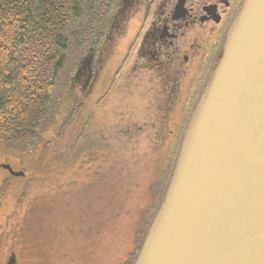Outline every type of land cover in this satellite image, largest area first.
I'll use <instances>...</instances> for the list:
<instances>
[{
	"label": "trees",
	"instance_id": "16d2710c",
	"mask_svg": "<svg viewBox=\"0 0 264 264\" xmlns=\"http://www.w3.org/2000/svg\"><path fill=\"white\" fill-rule=\"evenodd\" d=\"M115 2L116 0H0L1 159L9 153L7 148L25 141L27 142L21 152L29 155L38 134L41 140L37 146L41 148L50 129L59 123H65V116L73 106L68 104L72 99L71 76L92 53L97 43L104 39ZM70 114L71 112L69 117ZM46 122L50 123L49 129ZM86 127L88 129V124ZM183 127L184 123L176 125L173 138L168 140L165 155L144 174L142 167L138 173L130 166L121 169L122 166L117 161L113 162L112 158L109 159L108 155L106 157L110 167L97 170L96 165L89 163L91 158L88 156L80 161L77 159L80 147L77 143L72 144L73 149L65 148L69 151L65 157L68 163L79 161L81 169L77 174L84 173L82 177L87 175L85 180L90 183L86 184L87 187H80L74 192L68 191L62 196L64 210L61 214L57 213V226L53 229L56 233L59 229L64 231L62 242L67 247L60 251L58 246L61 242L56 241L54 234L51 245L47 247L50 256L43 255L42 259L52 258L56 260L55 264H59L66 258L64 252L68 248L71 250L69 238H75L77 242L88 238L86 248L90 253L86 255L98 258L99 264H120V252L117 251L113 259L108 253L111 238H117L118 232L126 227V232L128 228L133 234V249L121 264H134L143 237L170 183ZM71 137L70 143L73 141V136ZM83 141L85 143L81 147H86L89 143L86 138ZM68 144L65 143V146H69ZM44 158L50 159L47 156L42 159ZM11 160L12 157L9 158L10 162ZM63 165L64 161L56 164L58 167ZM85 165H90L95 170L94 176H90L88 166ZM23 172L26 174V171ZM65 179L64 184L69 179L74 180L70 177ZM137 188L142 190L140 195L130 199L135 202L131 207L125 203L126 198L129 194L133 196L132 190L136 191ZM41 218V213L29 211L27 227L30 229L21 230L20 242L24 245L27 242L28 248L34 251L38 249L41 235L35 231V227ZM82 248L85 250V247ZM84 257L86 256H82L79 262H85ZM19 262L26 264L27 259H16V263Z\"/></svg>",
	"mask_w": 264,
	"mask_h": 264
},
{
	"label": "water",
	"instance_id": "95a60500",
	"mask_svg": "<svg viewBox=\"0 0 264 264\" xmlns=\"http://www.w3.org/2000/svg\"><path fill=\"white\" fill-rule=\"evenodd\" d=\"M134 264H264V0L230 28Z\"/></svg>",
	"mask_w": 264,
	"mask_h": 264
},
{
	"label": "rangeland",
	"instance_id": "374dc122",
	"mask_svg": "<svg viewBox=\"0 0 264 264\" xmlns=\"http://www.w3.org/2000/svg\"><path fill=\"white\" fill-rule=\"evenodd\" d=\"M130 38L119 40L120 42L117 41L118 45L116 44L113 49V57H109L102 66L105 74H107L105 75L108 81L106 89L109 96L103 92H99L96 95L95 98L102 100L99 107L94 105L95 102H89L90 104L82 109L86 116L80 117L77 121L75 117L79 103L73 102V106L69 111L71 112L70 117L68 112L64 119L65 123H59L50 129L47 137L48 141L43 140L44 143L41 148L37 146L38 141L41 140L38 134L31 148L32 153H29V155H23L24 151L21 152L27 142L25 141L22 144H15L7 148L9 153L3 156L4 159L0 158V164L6 163L7 160L16 171H26L25 177L13 178L8 172L0 169V264H8L13 254L16 256L17 261H20L21 257L26 258V264H55L56 260L52 258L43 260L42 256H50L47 247L51 245L54 234L57 237L56 241L61 242L60 245L57 243L59 250L64 251L67 247L62 242L64 239L63 230L59 229V232L56 233L53 228L57 226L56 220L59 216L57 213L61 214L64 210L62 208V196L68 191L74 192L80 187H87L86 184L90 183L85 180L87 175L82 177L84 173L81 175L77 174V171L81 169L79 161L83 157L84 159L86 156L89 159L91 158L89 163L93 166L96 165L95 169L97 170L110 167V162L107 158L109 156V159L112 158L113 162L117 161L122 166L121 169H127L130 166L132 170L138 173L142 167L144 174L147 169L156 165L155 162L159 163L160 158L165 155L168 131L173 129L174 124L160 123L155 119L157 116L156 111L159 108V101H155L152 98L155 91L150 90L149 83L140 82L141 77L137 75L133 79L130 77L133 74L130 76L124 75L120 78H116L115 75L127 51ZM108 47L104 50L106 53L108 52ZM105 54L103 55L105 56ZM90 57H92V54L79 64L78 69L71 76L72 80L77 77V73L83 65L88 67ZM97 59L98 57L96 56L94 68L101 67ZM86 79V76L80 77V83L75 80L76 89L82 88V85L86 83ZM110 79H113L112 86L109 85ZM130 79H132L131 82H129ZM88 90L89 85L83 93ZM108 110L110 116L107 115ZM89 116L92 119L89 120L90 124H88L87 129L84 125L87 124ZM48 124L50 123L46 122L45 124L48 127L47 129L50 128ZM62 136L64 137L60 139ZM71 136H73V141L70 143ZM85 138L89 144L86 147H81L85 143L83 141ZM65 143H69L70 147L65 146ZM73 143H77L78 147L80 146L76 154L79 161L69 164L68 159L65 158L69 151L67 152L65 148L73 149ZM48 148L50 149L47 155ZM7 156L9 158L12 157L11 162ZM43 156H47L50 159H42ZM50 160L53 161L49 164ZM62 161H64L63 167L56 166ZM89 166V174L94 176L95 170ZM40 167L41 169H38ZM32 169H36V171H32ZM66 177L73 178L75 182L73 183L69 179L70 181L68 180L64 184L63 180ZM141 190L139 188L136 191L132 190L133 196L129 194L125 203L133 207L132 205L135 202L130 199L140 195ZM32 210L33 212L41 213L42 216L38 223L39 228L37 227L38 225L35 227V231L39 235L41 234L39 236L38 249L35 251L28 248L27 242V245L20 242L22 238L20 237L21 230L30 229L27 227V221L29 211ZM66 225L68 224L66 223ZM50 232L53 234H49ZM31 234L36 236L33 233ZM69 239L71 250L68 248L64 252L66 258L62 259L59 264H99L98 258L86 255L90 253L88 248H86L89 242L88 238L82 242H77L75 238ZM20 243L24 245V249ZM111 243L108 254L113 259L117 251L118 253L120 252L121 264L128 252L133 249V234L128 228L126 232V227H124L118 232L117 238H111ZM82 247H85V250ZM77 249L78 252L76 251ZM82 256H86L84 257L85 262H79ZM18 264H21V262Z\"/></svg>",
	"mask_w": 264,
	"mask_h": 264
},
{
	"label": "flooded vegetation",
	"instance_id": "af4514ba",
	"mask_svg": "<svg viewBox=\"0 0 264 264\" xmlns=\"http://www.w3.org/2000/svg\"><path fill=\"white\" fill-rule=\"evenodd\" d=\"M244 1L116 0L104 39L92 51L88 67L83 65L72 80V99L68 104L79 103L76 120L86 116L82 109L90 103L100 106L102 100L95 98L99 92L109 96L102 66L113 57L117 41L131 37L116 78L133 74L132 79L137 75L140 82L149 83L150 90L155 91L153 100L159 101L155 119L174 124L168 131V140L173 138L177 124L184 123V132ZM96 56L101 67L94 68ZM82 76H86V83L76 89L74 81L80 83ZM112 84L110 79L109 85ZM88 85L89 90L83 93ZM107 115L110 116L109 110ZM91 119L89 116L86 123L90 124ZM3 164L11 165L7 160Z\"/></svg>",
	"mask_w": 264,
	"mask_h": 264
}]
</instances>
